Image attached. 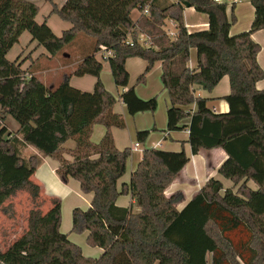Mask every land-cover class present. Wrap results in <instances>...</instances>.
I'll return each instance as SVG.
<instances>
[{
	"label": "trees",
	"instance_id": "1",
	"mask_svg": "<svg viewBox=\"0 0 264 264\" xmlns=\"http://www.w3.org/2000/svg\"><path fill=\"white\" fill-rule=\"evenodd\" d=\"M36 1L0 0V209L19 192L27 193L33 204L27 228L0 250V264H264V90L256 87L264 70L257 60L261 47L252 39L264 29V0L252 2L251 29L234 36L235 5L228 17V5L214 0H67L63 6L45 0L52 14L71 25L60 36L47 21H37ZM187 6L209 17L208 30L188 32ZM134 11L140 13L138 20ZM168 21L175 24L174 37L166 29ZM26 32L50 57L63 54L80 38L90 39L89 54L78 56L71 76L95 77L94 90L72 87L70 76L48 88L32 72L35 63L25 70V61H10L9 52ZM193 49L195 69L188 66ZM103 50L112 56L98 60ZM133 57L147 63L139 84L161 62V81L171 103L167 133L187 129L193 155L222 149L227 159L219 173L233 182L232 188L212 178L179 210L184 194L166 192L190 158L184 150L146 149L130 182L118 190L132 149L120 151L115 145L112 129L126 128V121L115 113L117 99L101 80L102 60L109 63L116 86L124 89L120 99L130 115L158 108L157 96L142 100L129 86L126 61ZM225 76L231 88L224 98L229 112L215 114L195 87L212 92ZM193 105L196 111L190 109ZM8 116L19 124L17 131H9ZM97 124L106 128L98 144L92 141ZM149 135L139 131L137 140L145 143ZM70 140L76 144L73 150L64 148ZM26 146L57 161L63 183L74 179L82 193L93 194L87 210H73L72 232H88L87 243L104 250L100 258L86 257L62 233V201L42 198V187L32 180L41 158L25 159L21 151ZM128 194L134 203L117 206V199ZM235 231L248 235L241 248L232 240Z\"/></svg>",
	"mask_w": 264,
	"mask_h": 264
},
{
	"label": "crops",
	"instance_id": "2",
	"mask_svg": "<svg viewBox=\"0 0 264 264\" xmlns=\"http://www.w3.org/2000/svg\"><path fill=\"white\" fill-rule=\"evenodd\" d=\"M66 1L67 0H65L63 3H57L56 0V3L59 6H63ZM36 4L39 6L40 9L39 14L36 18L37 21L39 23L47 21V23L52 27L51 22L53 21V18L55 16L58 17L57 15L52 14V5L46 2L45 0H38L36 1ZM232 7V5L228 6V17H230V10L232 11ZM234 14L237 17V23L232 27L230 34L234 36L249 31L251 29L255 16V8L253 4L248 2L235 4ZM183 16L186 28L189 33H195L209 29V17L206 14L199 13L192 7H185ZM139 17L140 13L137 12L136 15L133 16V19L138 20ZM64 23V25L60 24L59 26L61 28L60 30L65 28L62 30V32L71 27V25H68L69 23ZM166 29L170 32L175 33V24L171 21H168ZM52 30H54V28ZM54 33L56 34L57 32L55 31ZM24 35L25 33L22 36ZM56 35H58V33ZM82 39L85 42L87 41L88 43L86 42L85 45H80L81 42L79 41L81 39L78 40L76 45L71 48V52L74 51L75 53V50L78 47H85L87 45L90 48V46H92V41L90 39ZM252 39L261 47V50L257 56V60L261 68L264 70V29L254 33L252 35ZM35 44L37 43L33 42L32 40L30 41V46H35ZM17 45H15V47H13V49L9 52L8 59L10 61H13L20 58V61H25L23 65V69L25 70L32 66L31 62L35 63V69L32 72H34L35 76L38 77V79H40L48 88L57 87L67 76H70V84L72 87L79 89L83 92H92L94 90V86L96 83L95 77L88 75L84 77L71 76V74L75 70V68L73 67L77 63L76 61L71 64L65 62L63 63L59 60V56L50 57L47 53L42 52L41 49H39L41 51V54L38 57L34 56V54H30L28 57H26V52H28V49H25L22 50L19 55H15L17 56L16 59H10V55L14 53ZM37 45L36 49L38 50V48L40 47H38ZM71 56L73 57L72 54ZM62 57L66 59L69 58V51H65L62 54ZM97 59L101 60V53L97 55ZM56 61L58 62V65L60 64V67L58 66V68H52L51 64ZM102 63L103 71L101 73V80L103 81L105 88L117 99V103L114 108L115 113L123 116L126 121V128L112 129L115 145L120 151H123L126 148L132 149L131 159H129L127 163V172L119 180L118 190H121L122 185L124 183L130 182L131 175L136 170L138 164L141 162L143 151L146 149H159L167 152H181L184 150L187 156L190 158V161L185 167V169L181 172V174L177 177V179L173 182V184L168 188L166 192L167 196H171L177 192H182L184 194L186 200L184 203L179 205V210H182L187 205V203L199 192V190L207 183V181L212 178L220 180L225 188H232L234 186L231 180L225 179L219 173L220 167L227 159V154L222 149L202 151L197 155H193L191 146L188 143L190 136L189 131L187 129L167 133V112L171 107V103L168 92L163 89V84L161 81V62H157L155 64L151 72L147 75L146 82L139 84L138 78L146 69V61L137 57L129 58L126 61V68L130 74L129 86L135 87L138 97L142 100H149L156 96L158 97V108L155 113L143 112L138 113L134 116L129 114L126 105L120 99V96L123 93L124 89L118 88L116 86L109 63L103 60ZM188 66L191 69H195L197 67V52L195 49L191 51V57ZM60 68L63 70H67V72L61 73V76H58V70ZM256 87L259 91H263L264 79L258 82ZM195 90L196 95L198 97L208 99V107L213 111V113L226 114L229 112V104L224 99L227 95L230 94L231 91L230 80L228 76H225L212 92L206 91L198 86L195 87ZM190 109L192 111H196L197 106L193 105ZM187 123V120L182 122V124ZM6 124L10 132H15L19 129V124L11 123L8 120V117ZM139 131H150V135L145 143H139V141L137 140V133ZM105 134L106 128L103 125H95L92 135V141L97 144L100 143ZM137 143L140 145V148L138 150H133L135 144ZM75 147L76 144L72 140L68 141L64 145V148L67 150H73L75 149ZM21 152L22 156L25 159H29L32 155H38L41 158V164L39 165L36 173L34 174L39 175L40 181H38V183L34 181V175L32 177V180L42 187V196L44 192L43 186H46L49 183L52 184L49 185L50 189L48 193L51 194L49 198H60V196H62V192H66L69 195V190H71V187H73L77 195L80 198L84 199L85 204L88 206L87 208L90 207L93 199V194L82 193L80 189V183L74 179H70L68 183H63L56 172L59 167V163L57 161L51 159L50 157L41 156L39 152L31 146L24 147ZM65 157L68 160H72V157L70 155L66 154ZM248 185L254 190L257 189V186L253 182H249ZM52 188L53 191L50 192ZM85 195H87V197ZM133 203L134 201L130 194L121 195L116 202L117 206L123 208H128ZM133 212L138 213L139 208L135 207L133 209ZM62 233H65L70 241L79 245L82 249L83 254L86 257L98 259L104 252L103 249L97 248L98 250H95V252L91 253V250H88L86 253L85 246L82 245L83 243H81L80 241H77V236L74 237L72 236V233L67 234L66 231L63 230Z\"/></svg>",
	"mask_w": 264,
	"mask_h": 264
},
{
	"label": "rangeland",
	"instance_id": "3",
	"mask_svg": "<svg viewBox=\"0 0 264 264\" xmlns=\"http://www.w3.org/2000/svg\"><path fill=\"white\" fill-rule=\"evenodd\" d=\"M65 0H57V3H63ZM231 14L232 11L230 10ZM137 11L133 13V16L136 15ZM230 14V16H231ZM56 22V23H55ZM237 23V22H236ZM235 23V24H236ZM61 25H64L65 23L61 21L58 17H54L53 21L51 22L52 27L54 30L58 33V35H61L62 30L65 29L59 27ZM68 24V23H67ZM49 25V24H48ZM70 26V24H68ZM50 26V25H49ZM51 27V26H50ZM51 27V29H53ZM53 30V31H54ZM54 31V32H55ZM56 33V34H57ZM84 38V37H83ZM81 39V40H80ZM79 42H81L80 45H85L86 42L80 38ZM32 40V37L29 33H25L24 36L21 37L19 44L17 45L15 51L13 54L10 55V59H16L19 53L22 50L28 49L26 52V57H28L30 54H34V56L38 57L42 52H46V50L43 47L36 49L35 46H30V41ZM142 42L145 40V37L141 36ZM88 43V42H87ZM38 46V45H37ZM41 49V51L39 50ZM78 49V51H77ZM91 48H89L87 45L83 47L81 50L76 48L75 53L74 51L71 52V48L67 49L66 51H69V58H63L62 54L58 55L59 60L62 61L63 63H74L75 61L79 60L80 58L78 57L83 56V55H88L89 51ZM73 55V57L71 56ZM28 59V58H27ZM14 61V60H13ZM37 63V62H36ZM31 64H33L31 62ZM77 64V63H76ZM75 64V66H76ZM60 67V64L58 65V62H53L51 64L52 68H58ZM75 66L73 68H75ZM70 71V69H69ZM67 72V70L59 69L58 70V76H61V73ZM8 120L11 123L18 124L16 120L8 116ZM131 159V158H130ZM33 180L38 183L40 181L39 175H34ZM44 185V184H43ZM52 184H47L46 186L44 185V192H43V199H48L51 194L48 193L50 186ZM71 187V190H69V195L66 192H60L62 196H60V199L62 200V224H61V231H66V233H72V236H77V241L83 243L82 245L85 246V251L87 253L88 250H91L90 252H95V250H98V247H93L87 243V237L88 233H73L72 232V216H73V210L75 208H80V209H88L87 205L85 204L84 199L80 198L77 193L75 192V189ZM53 191V188L50 190V192ZM87 197V195H85ZM59 198V197H58ZM33 208V204L30 201V197L27 193L25 192H19L16 196L11 198L5 203V209H0V250H6L8 246L14 241L16 237H18L20 234L23 233V231L27 228L28 226V214L30 210ZM65 234V233H64ZM232 240L238 245L239 248L243 247L248 241V235L246 232H237L235 231L234 233L231 234ZM83 246V247H84ZM209 261H211V256H209Z\"/></svg>",
	"mask_w": 264,
	"mask_h": 264
},
{
	"label": "built area",
	"instance_id": "4",
	"mask_svg": "<svg viewBox=\"0 0 264 264\" xmlns=\"http://www.w3.org/2000/svg\"><path fill=\"white\" fill-rule=\"evenodd\" d=\"M254 1H257V0H214L215 3L217 4H226V5H235V4H240V3H245V2H248V3H252ZM144 14H148V8L145 9L144 11ZM168 34L171 36V37H174L175 36V33L174 32H168ZM112 56V53L110 51H106V50H103V52H101V58H108ZM140 148V145L137 143L135 144L133 150H138Z\"/></svg>",
	"mask_w": 264,
	"mask_h": 264
},
{
	"label": "water",
	"instance_id": "5",
	"mask_svg": "<svg viewBox=\"0 0 264 264\" xmlns=\"http://www.w3.org/2000/svg\"><path fill=\"white\" fill-rule=\"evenodd\" d=\"M187 7H189V6H187Z\"/></svg>",
	"mask_w": 264,
	"mask_h": 264
}]
</instances>
